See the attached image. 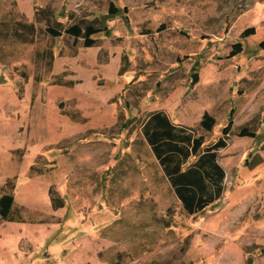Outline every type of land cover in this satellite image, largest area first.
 Instances as JSON below:
<instances>
[{
    "label": "rangeland",
    "instance_id": "1",
    "mask_svg": "<svg viewBox=\"0 0 264 264\" xmlns=\"http://www.w3.org/2000/svg\"><path fill=\"white\" fill-rule=\"evenodd\" d=\"M73 24L106 30L49 31ZM262 39L264 0H0V264H264ZM157 110L210 145L232 124L201 212L143 135Z\"/></svg>",
    "mask_w": 264,
    "mask_h": 264
},
{
    "label": "trees",
    "instance_id": "2",
    "mask_svg": "<svg viewBox=\"0 0 264 264\" xmlns=\"http://www.w3.org/2000/svg\"><path fill=\"white\" fill-rule=\"evenodd\" d=\"M111 11L118 12L114 4ZM105 27L73 24L63 32L50 29L56 37L63 34L74 36L76 39L85 37V46H93L96 42L95 35L104 32ZM256 33L255 27L246 28L242 36L247 37ZM260 48L264 50V39L260 41ZM232 54L242 51L241 43L234 46ZM193 82L198 81V74ZM201 126L206 130H212L216 124L215 118L204 113ZM232 124L224 128L225 136L215 144H205L204 137L195 133L193 128L172 121L168 114L162 110L153 111L144 120L142 126L143 135L150 145L155 157L163 169L165 176L181 201L185 210L190 214H196L218 201L224 194L225 170L218 161V150L227 146L226 135L231 131ZM242 136L255 137V133L248 128L240 131ZM14 204V195L5 192L0 197V216L10 219Z\"/></svg>",
    "mask_w": 264,
    "mask_h": 264
}]
</instances>
